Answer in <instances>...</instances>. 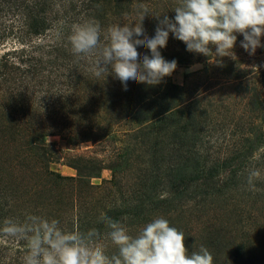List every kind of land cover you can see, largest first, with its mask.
Masks as SVG:
<instances>
[{
  "label": "trees",
  "instance_id": "16d2710c",
  "mask_svg": "<svg viewBox=\"0 0 264 264\" xmlns=\"http://www.w3.org/2000/svg\"><path fill=\"white\" fill-rule=\"evenodd\" d=\"M177 4L178 0H0V228L5 219L22 223L28 215L56 219L65 231L95 228L101 233L97 243L111 256L117 249L107 238L102 213L124 223L135 236L156 217L171 224L187 206L240 195L264 196V67L236 52L243 36L237 35L233 57L209 58L187 51L170 34L173 39L167 44L173 51L160 49L166 60L175 59L183 67L205 64L182 86L166 77L157 86L128 81L124 90L108 75L110 68L94 75L99 50L86 56L72 52L69 36L74 25L99 22L105 44L110 26L139 23L140 5L151 15L174 18ZM157 23L152 16L143 20L149 37L155 35ZM138 51L150 55L143 47ZM230 89L237 99L229 92L222 100L215 94ZM68 113L74 116L70 121ZM46 118L60 119L62 127L57 129V122L53 125ZM230 128L235 131L233 143L213 151L217 131ZM55 135L95 144L119 139L121 147L115 148L116 159L108 168L111 180L100 186L89 182L106 169L97 158L79 160L77 177L51 170L57 153L47 138ZM11 151L17 164L34 162L33 182L23 176L19 182L8 173L4 152ZM134 160L140 162V174L132 185L124 184V168L132 170ZM252 170L260 172L255 191L247 182ZM249 226L246 239L233 244L217 231L212 234L217 237H209L204 246L214 264L221 261V247L233 252L225 258L233 264L251 261L258 244ZM25 248L23 240L0 238V264H23Z\"/></svg>",
  "mask_w": 264,
  "mask_h": 264
},
{
  "label": "clouds",
  "instance_id": "9594fccd",
  "mask_svg": "<svg viewBox=\"0 0 264 264\" xmlns=\"http://www.w3.org/2000/svg\"><path fill=\"white\" fill-rule=\"evenodd\" d=\"M140 8L139 23L110 26L105 44H101V27L96 21L74 25L69 36L77 56L99 50L94 75L99 77L110 68L108 75L118 79L124 90L128 81L157 86L176 71L177 61L166 60L160 51L166 48L170 34L187 51L209 58L213 54L233 57L238 34L243 36L240 47L249 55L264 48V0H178L172 10L174 18L167 13L151 15L144 5ZM147 16L158 21L152 37L143 28ZM138 47L150 55L142 54ZM259 177V170L249 172L247 182L253 191ZM100 220L117 249L111 256L97 243L101 237L98 229L65 231L58 220L36 215H28L22 223L5 219L0 238L26 242L23 264H214L213 255L203 245L190 252L184 233L162 216L146 223L135 236L124 223L106 214Z\"/></svg>",
  "mask_w": 264,
  "mask_h": 264
},
{
  "label": "rangeland",
  "instance_id": "374dc122",
  "mask_svg": "<svg viewBox=\"0 0 264 264\" xmlns=\"http://www.w3.org/2000/svg\"><path fill=\"white\" fill-rule=\"evenodd\" d=\"M170 38H172V36H170ZM170 38L169 42L171 41ZM261 42L264 43V37L261 38ZM10 43L12 42L10 41ZM8 47H11V44H9ZM172 47L173 45L167 44L166 49L171 48L170 50L173 51ZM236 52L239 53L242 59H248V62L252 61L256 66L264 67V48H258L254 55H249L248 52L238 45ZM204 68L205 64H195L191 67L177 66L176 71L169 78L176 85H186L188 84L187 77L189 75H193L194 73L196 74ZM192 79L198 80L196 77H193ZM193 80H190V82ZM214 86L217 85L214 83ZM227 92H229V95L232 98L236 97L237 99L238 96H235V91L233 89H230V91H225V94L222 93V95H220L218 91H216L215 94L216 96H219L218 98L220 100H222L228 94ZM234 102H236L234 99L230 101L231 104ZM69 115L70 114L68 113L66 116L68 117ZM229 115L230 114L228 113V119L227 121L225 120L226 123L229 121ZM73 117V115H70L69 121ZM222 119L224 120L223 116ZM222 119L220 121H222ZM51 120L52 119H48L45 121L51 124L57 122L59 127L57 129L62 127L60 119H53L52 122H50ZM36 122L40 123L41 120L36 119ZM234 134L235 131H233L232 128H230V130L226 129L217 131L216 138H214L215 145L216 142L217 145L213 151H221V149L226 148L227 145H229L230 140H233L232 135ZM68 136L69 134L67 137ZM118 136L123 138L121 133H119ZM67 137L55 135L47 138L48 144L57 153L56 161L50 165L51 170L60 173L63 176L77 177L79 173L78 170H76L75 165L77 162H79V160L97 158L101 161V164L106 169L102 171L100 178H90L89 182L92 185L100 186L104 181L111 180L112 171L108 168L111 161L116 159L113 157L116 155L115 148L121 147L119 139L114 142L108 141L104 144H95L93 141L70 142ZM4 154V161L6 160L7 162L5 166L8 168L5 169L8 171V173L13 174L19 182L20 176H23L28 182L34 181V162H20V164H17L14 151L4 152ZM138 161L141 162L142 159ZM138 161L134 160V162H131V164L134 166L132 170L130 169L131 171L127 169L128 166L124 168V171H127L125 176L126 180L123 182L124 184L132 185L136 177L139 176L140 173L138 171L140 170V162ZM83 164L81 163V165ZM99 195L100 194L98 193L97 196ZM254 219H258L259 223L257 225L253 222ZM248 223H250V226ZM170 225L176 227L178 230L184 233L185 244L191 251L198 250L201 245H208L207 241L209 237L212 236V234L216 235L217 232L221 234L220 236L225 238V242L228 241L232 244L235 241L246 239L245 234L247 233V230L245 227L249 226V229H251L254 239L258 245H255L256 247L252 248L254 251L252 253L251 261H246L244 263L247 264L248 262L249 264H264V196L257 197V195H254L252 198H250L240 195L236 196V198H230L228 200L221 198L216 201H209L200 207H195L194 205H191L190 207L187 206L173 218ZM251 226L253 227L251 228ZM137 234L138 233H135V235ZM212 237L214 238L217 236ZM232 253L233 252L231 250L227 249V251H225L224 248L221 247L219 249V253L217 254L221 261H219L217 264H233L232 260H225V258H227Z\"/></svg>",
  "mask_w": 264,
  "mask_h": 264
}]
</instances>
